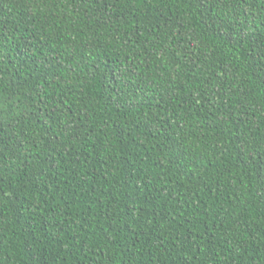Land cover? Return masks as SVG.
I'll use <instances>...</instances> for the list:
<instances>
[{
  "label": "trees",
  "instance_id": "1",
  "mask_svg": "<svg viewBox=\"0 0 264 264\" xmlns=\"http://www.w3.org/2000/svg\"><path fill=\"white\" fill-rule=\"evenodd\" d=\"M0 264H264V0H0Z\"/></svg>",
  "mask_w": 264,
  "mask_h": 264
}]
</instances>
